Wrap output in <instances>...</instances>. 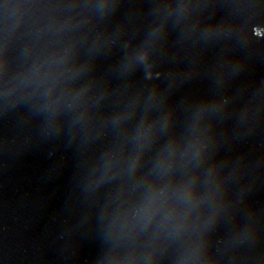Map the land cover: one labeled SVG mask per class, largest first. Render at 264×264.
Here are the masks:
<instances>
[{
  "label": "water",
  "instance_id": "water-1",
  "mask_svg": "<svg viewBox=\"0 0 264 264\" xmlns=\"http://www.w3.org/2000/svg\"><path fill=\"white\" fill-rule=\"evenodd\" d=\"M109 261L264 264V0H0V264Z\"/></svg>",
  "mask_w": 264,
  "mask_h": 264
},
{
  "label": "snow or ice",
  "instance_id": "snow-or-ice-1",
  "mask_svg": "<svg viewBox=\"0 0 264 264\" xmlns=\"http://www.w3.org/2000/svg\"><path fill=\"white\" fill-rule=\"evenodd\" d=\"M133 166H135V161H133ZM108 264H112V262L109 261Z\"/></svg>",
  "mask_w": 264,
  "mask_h": 264
}]
</instances>
